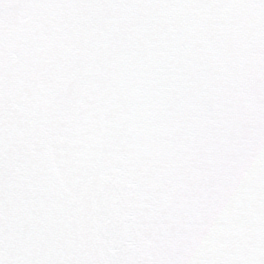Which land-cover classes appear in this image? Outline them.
I'll use <instances>...</instances> for the list:
<instances>
[{"label":"snow or ice","instance_id":"1","mask_svg":"<svg viewBox=\"0 0 264 264\" xmlns=\"http://www.w3.org/2000/svg\"><path fill=\"white\" fill-rule=\"evenodd\" d=\"M0 264H264V0H0Z\"/></svg>","mask_w":264,"mask_h":264}]
</instances>
